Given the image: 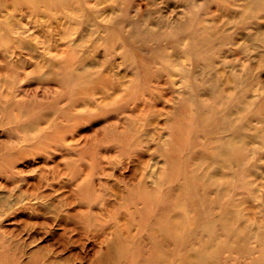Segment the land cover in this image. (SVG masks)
Wrapping results in <instances>:
<instances>
[{"label":"rangeland","instance_id":"obj_1","mask_svg":"<svg viewBox=\"0 0 264 264\" xmlns=\"http://www.w3.org/2000/svg\"><path fill=\"white\" fill-rule=\"evenodd\" d=\"M119 230L110 264H264V0H0V264H100Z\"/></svg>","mask_w":264,"mask_h":264},{"label":"bare ground","instance_id":"obj_2","mask_svg":"<svg viewBox=\"0 0 264 264\" xmlns=\"http://www.w3.org/2000/svg\"><path fill=\"white\" fill-rule=\"evenodd\" d=\"M50 1V0H49ZM129 2H131V1H129ZM128 2V3H129ZM131 4V3H130ZM123 8H125L124 6H123ZM32 9V8H31ZM49 9V8H48ZM50 10V9H49ZM141 12V11H140ZM141 15V14H140ZM91 18V17H90ZM125 23V22H124ZM99 27H102L101 25L99 26ZM105 27V26H104ZM114 28V27H113ZM110 30V29H109ZM133 31V30H132ZM130 35V34H129ZM135 36V35H134ZM130 37V36H129ZM135 37H137V36H135ZM134 37V38H135ZM104 39H105V42L107 43V39H108V37L106 36V37H104ZM133 39V38H132ZM118 40V39H117ZM130 41V40H129ZM131 42V41H130ZM136 42V41H135ZM26 43V42H25ZM104 44V40L102 39V43L100 44V45H103ZM28 45V44H27ZM100 45H98V46H100ZM111 47V46H110ZM110 52H112V51H110V50H108V54H109V61H111L112 60V56H111V54L112 53H110ZM129 52H130V50H129ZM131 54V53H130ZM124 55H125V53H124ZM129 57V56H128ZM73 58H74V56H73ZM107 59H108V57H107ZM152 59V58H151ZM196 59V58H195ZM75 60V59H74ZM86 60V59H85ZM128 60V59H127ZM70 61V60H69ZM69 61H68V63H69ZM77 61V60H76ZM163 61V60H162ZM104 63V62H103ZM150 63V62H149ZM106 64V63H105ZM78 65H79V63H78ZM131 65H132V62H131ZM136 65V64H135ZM151 65H153L152 63H151ZM75 66H77L76 64H73V65H70V70H75ZM111 68V67H110ZM100 70H101V68H99ZM139 69V68H138ZM210 69V68H209ZM97 70V69H96ZM174 70V69H173ZM104 71V70H103ZM103 71H101V72H97V75H98V78L99 77H102V78H104V79H114V76L113 75H109L110 77H103L104 76V74H103ZM71 72L72 71H70V74H71ZM92 72V71H91ZM96 72V71H95ZM148 72H150V71H148ZM183 72V71H182ZM89 73H90V71H89ZM99 73V74H98ZM137 73V72H136ZM130 74V73H129ZM133 73H131V75H132ZM137 74H139V73H137ZM145 74V73H144ZM139 75H141V74H139ZM166 76V75H165ZM139 77V76H138ZM234 77H236V76H234ZM102 78L99 80V82H102V81H104V80H102ZM137 79H139V78H137ZM90 80V79H89ZM130 80V79H129ZM129 80H127V81H129ZM157 80V79H156ZM127 81H125V82H127ZM132 81V80H131ZM134 81H132V83H133ZM139 82V81H138ZM171 81H169V80H167V83H170ZM175 83V82H174ZM102 84H103V82H102ZM135 84V83H134ZM136 84H138V83H136ZM135 84V85H136ZM165 84H166V82H165ZM170 84H172V83H170ZM169 87H168V89H173V86H171V85H168ZM123 87H125V84H124V81L123 82H121L119 85H117L116 87H114L113 86V89H118L119 91L120 90H122V88ZM89 89H90V87H89ZM126 89V88H125ZM168 91V90H167ZM136 92V91H135ZM161 92H164V91H161ZM158 93V92H157ZM169 94V93H168ZM105 95H108V96H106L105 98H109L110 97V94L109 93H107V92H105ZM104 95V96H105ZM159 95V94H158ZM152 96L153 95H149V99L148 100H143L140 104H137V109H135V112H136V116L137 115H142V112L146 109L147 111H149V110H151V107L150 106H148V105H150L149 104V102L150 101H154L153 100V98H152ZM175 97V96H174ZM185 97V96H184ZM104 98V97H103ZM144 98V97H143ZM186 98V97H185ZM172 100V99H171ZM174 100V99H173ZM181 100V99H180ZM183 100V99H182ZM167 101V100H166ZM178 101V100H177ZM185 101V100H184ZM155 102V101H154ZM183 102V101H182ZM160 102H155V107L159 104ZM186 103V102H185ZM183 104V103H182ZM95 105V104H94ZM166 105V104H165ZM165 105H163V106H165ZM103 106V105H102ZM159 106V105H158ZM178 106V105H177ZM180 106V105H179ZM178 106V107H179ZM188 106V105H187ZM98 107V106H97ZM165 107H168V106H165ZM161 108V107H160ZM171 108V107H170ZM108 109V108H107ZM144 109V110H143ZM162 109V108H161ZM173 109V108H172ZM171 109V110H172ZM187 109V107L185 108V110ZM140 110V111H139ZM163 110V109H162ZM168 110V109H167ZM176 110V109H175ZM138 111V112H137ZM140 112H141V114H140ZM172 112H173V110H172ZM185 112V111H184ZM181 113V112H180ZM187 113V112H186ZM188 113H189V111H188ZM185 114V113H184ZM175 115V114H174ZM185 115H187V117H188V114H185ZM152 116V115H151ZM176 116V115H175ZM181 116V115H180ZM183 116V115H182ZM182 118H184V117H182ZM142 119H143V116L141 117V119H138V120H140V121H137V122H139V123H142L141 121H142ZM185 119H186V117H185ZM162 120V119H161ZM175 120V119H174ZM183 120V119H182ZM133 121V126H135V122L134 121H136V119H134V120H132ZM146 121V120H145ZM167 121V120H166ZM187 121V120H186ZM172 122V121H171ZM182 122V121H181ZM180 122V123H181ZM189 122V121H188ZM166 123H168V122H166ZM145 125V124H144ZM172 125H174V124H172ZM186 125V124H185ZM176 127V126H175ZM178 127V126H177ZM187 127V126H186ZM192 127V126H191ZM173 128V127H172ZM178 128H181V127H178ZM177 128V129H178ZM168 129V128H167ZM184 129V128H183ZM134 130H135V136L137 137V145H139V146H143V143L144 142H146V143H148V142H151V137H149V135H147L146 133V135L144 134V133H142V127L141 128H138V127H134ZM149 130V129H148ZM184 131V130H183ZM187 131V130H186ZM154 132H155V130H154ZM171 132V135L173 136V133H172V131H170ZM169 132V133H170ZM174 132H176V131H174ZM179 132V131H178ZM180 132H181V129H180ZM158 133V132H157ZM156 133V134H157ZM181 133H183V132H181ZM181 133L179 134V135H181ZM140 134H141V136L144 138H142L141 136H140ZM150 134V133H149ZM159 134H161L160 132H159ZM174 134H176V133H174ZM178 134V133H177ZM142 139H141V138ZM153 137V136H152ZM157 137V136H156ZM159 137V136H158ZM168 139V138H167ZM170 139V138H169ZM167 141V140H166ZM165 141V142H166ZM175 142V141H174ZM230 142V145H232V147H233V149H235V145H234V143H232V141H229ZM157 143V142H156ZM153 144V143H152ZM169 144V142L166 144V145H168ZM154 145V144H153ZM162 145V144H161ZM146 145H144V147H145ZM156 146H158V145H156ZM155 146V147H156ZM160 146V145H159ZM172 146H174V144L172 145ZM163 147V146H162ZM174 147H176V146H174ZM167 148V149H166ZM163 147V148H159V147H157L156 149H155V152H156V154L157 155H161L162 156V154H165L166 152H168L169 151V147ZM141 149H143V148H141ZM174 149V148H173ZM173 149H171L172 151H173ZM134 151V150H133ZM140 150H139V148L137 147V148H135V152L137 153V157H138V160H140V161H142L143 162V158H144V152H142L141 153V151L139 152ZM176 151V150H175ZM174 151V154H173V152H169L168 154H167V159H168V163H170V161L172 162L173 161V158H174V155H175V152ZM178 152H180V151H178ZM134 154V153H133ZM178 155V154H177ZM221 155L223 156V157H226V154L224 153V152H221ZM148 156V155H147ZM166 156V155H165ZM166 160V159H165ZM165 160H163L164 162H165ZM136 164V163H135ZM133 165H134V163H133ZM135 168L137 167V166H134ZM142 167V166H141ZM229 167L226 165V169H228ZM135 170H137V169H135ZM141 172V171H140ZM233 172V171H232ZM137 173H138V171H137ZM136 173V174H137ZM142 173V172H141ZM193 175H194V177H195V180H196V182L197 181H202V180H204V177H205V175H202V176H200V175H198L196 172H193L192 173ZM140 176V175H139ZM146 176V175H145ZM132 178H134V176H132ZM136 178V177H135ZM138 178V177H137ZM136 178V179H137ZM144 180V179H143ZM136 181V180H135ZM140 182V181H139ZM186 181H185V178H184V180L182 181V183L179 185V187H178V189L177 190H175V191H179V190H181L182 188H183V185H184V183H185ZM208 182H209V180H208ZM134 183H136V182H134ZM133 183V186L134 185H136V184H134ZM142 183V182H141ZM140 184V183H139ZM141 185H143V186H146L145 184H141ZM172 187V186H171ZM137 188V187H136ZM139 188V187H138ZM170 188V187H169ZM138 192L139 191H124V192H119L118 194H116V197H115V199H113V201H105V205L107 206L106 208H105V210L104 209H102L101 208V210L102 211H105V213H109V212H111V211H115V209L117 208L118 209V207H120L119 206V203L120 202H123V201H125L128 197H130V196H134V197H136L137 195H138ZM142 192H146V191H142ZM167 192V191H166ZM158 194V193H157ZM143 195L141 194V197H142ZM159 196V195H158ZM144 197V196H143ZM137 198V197H136ZM158 198V197H157ZM140 199V198H139ZM138 199V200H139ZM147 199V198H146ZM167 199V198H166ZM126 201H130V199L129 200H126ZM141 201V200H140ZM161 201V200H160ZM133 202V201H132ZM152 202V201H151ZM154 202H155V200H154ZM141 203H142V201H141ZM124 204V203H123ZM145 204V203H144ZM158 204V203H157ZM135 205V204H134ZM104 206V205H103ZM126 206V205H125ZM138 206V205H137ZM145 206H146V204H145ZM128 208V207H127ZM138 208V207H137ZM146 208H148V207H146ZM157 209H159V208H157ZM119 210V209H118ZM122 210V209H121ZM132 210V209H131ZM139 210V209H138ZM120 211V210H119ZM124 211V210H123ZM129 211V210H128ZM136 211V210H135ZM161 211V210H160ZM160 211H159V214H158V216H156V219H154V221H153V226H152V228H150V236H153L156 232H157V223L159 222V223H161L162 224V222L164 221V219H163V216H161L160 215ZM79 212V211H78ZM78 212H77V214H78ZM157 212V211H156ZM81 213V212H80ZM141 213V212H140ZM158 213V212H157ZM102 214H103V212H102ZM129 214H131L130 212H129ZM82 215V214H81ZM113 215V214H112ZM80 217V216H79ZM78 217V218H79ZM82 217V216H81ZM86 217V216H85ZM136 217V216H135ZM84 218V217H83ZM116 218V217H115ZM114 218V219H115ZM129 218V217H128ZM131 218L133 219V217L131 216ZM130 218V219H131ZM137 219V218H136ZM77 219L75 218V221H76ZM80 220V219H79ZM85 220H87V219H85ZM105 221V220H104ZM72 222V221H71ZM77 222V221H76ZM79 222V221H78ZM77 222V223H78ZM98 222V221H97ZM107 222V221H106ZM129 222V221H128ZM70 223V222H69ZM77 223H75V224H77ZM80 223V222H79ZM95 223H96V221H95ZM109 223V222H108ZM127 223V222H126ZM73 224V223H72ZM136 223H134V225H135ZM65 225H66V223H65ZM97 225V224H96ZM82 226H84V225H82ZM86 226V225H85ZM67 228V227H66ZM71 228V227H70ZM86 228V227H85ZM95 228V227H94ZM124 228V227H123ZM87 229V228H86ZM93 229V228H92ZM99 229V228H98ZM102 229V228H101ZM117 229V228H116ZM125 229V228H124ZM67 230V229H66ZM73 230V229H72ZM96 230V229H95ZM131 230V229H130ZM88 231V230H87ZM113 231V230H112ZM112 231H110V233L112 232ZM120 231V233H116V232H113V233H111V234H113V236L111 237L112 238V240L110 241V243L107 245V250H106V252L105 253H103V255H101L102 256V259H101V261H103L104 262V264H110L113 260H115L116 259V257H121V255H122V253H123V249H124V244L122 245V244H118V243H122L123 242V240L126 238V237H128L127 236V234L125 235V233L122 231V230H119ZM71 232V231H70ZM131 232V231H130ZM77 233V232H76ZM76 233H75V235H76ZM127 233V232H126ZM128 233H129V230H128ZM93 235V234H92ZM85 236V235H84ZM104 236V235H103ZM133 236V235H132ZM131 238V237H130ZM67 239V238H66ZM66 239H65V241H66ZM82 239V238H81ZM70 240V239H69ZM69 244V243H68ZM106 245V244H105ZM70 246H72V245H70ZM77 246V245H76ZM116 246H117V249H116ZM45 256H46V254H45ZM33 257V256H32ZM47 257V256H46ZM50 257V256H49ZM75 257V256H74ZM41 259H43V258H41ZM40 259V260H41ZM51 259V258H50ZM60 259V258H59ZM58 259V260H59ZM98 260H100V259H98ZM97 260V261H98ZM57 261V260H56ZM73 261V260H72ZM96 261V260H95ZM100 261V264L102 263ZM53 262V261H52ZM52 262H51V260L50 261H48V262H45V264L46 263H50V264H52ZM60 262V261H59ZM64 262V261H63ZM99 262V261H98ZM62 263V262H61ZM60 263V264H61ZM92 263V262H91ZM97 263V262H96ZM63 264V263H62ZM66 264V263H65ZM99 264V263H98Z\"/></svg>","mask_w":264,"mask_h":264}]
</instances>
